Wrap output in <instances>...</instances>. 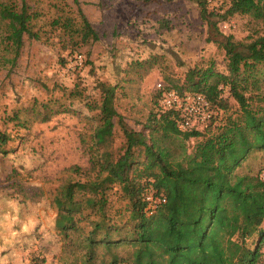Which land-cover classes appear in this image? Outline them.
<instances>
[{
	"label": "trees",
	"instance_id": "obj_1",
	"mask_svg": "<svg viewBox=\"0 0 264 264\" xmlns=\"http://www.w3.org/2000/svg\"><path fill=\"white\" fill-rule=\"evenodd\" d=\"M193 1L201 19L216 32L215 18L224 21L245 14L264 21V0H229L222 13L209 10L206 0ZM78 15V25L68 17L52 24L60 25L70 38L76 35L79 41L75 44L97 41L96 32L80 10ZM36 17L24 0L19 7L12 0L0 4L4 39L15 56L24 34L35 37L31 21ZM222 48L227 58L225 73L209 63L189 69L181 85L163 83L164 89L180 95L200 94L219 111V119L198 130L179 131L177 113L163 111L158 90L156 110L149 113L140 131L131 129L117 113L115 86H103L96 105L89 103L98 125L83 141L88 165L85 169L73 167L72 178L62 182L51 198L61 251L72 259L66 264L261 263L264 36L248 43L234 42L228 36ZM157 59L137 61L133 67L150 69ZM41 107L42 120L47 121L53 107L49 103ZM117 131L123 147L115 155L111 146ZM189 139H200L190 152L186 147ZM255 153L260 154L263 168L243 171ZM115 190L125 205L111 213ZM150 192L165 202L149 216L145 195ZM121 248H130L128 259L119 257Z\"/></svg>",
	"mask_w": 264,
	"mask_h": 264
},
{
	"label": "rangeland",
	"instance_id": "obj_2",
	"mask_svg": "<svg viewBox=\"0 0 264 264\" xmlns=\"http://www.w3.org/2000/svg\"><path fill=\"white\" fill-rule=\"evenodd\" d=\"M12 1L18 7L22 2ZM24 1L37 15L31 21L35 37L23 35L17 56L4 39L5 24L0 22V139H4L0 141V264H66L72 259L61 251L51 198L62 182L72 178L73 167L88 165L83 141L98 125L89 103L96 105L103 86H115L117 113L131 129L140 131L156 110L157 82L181 85L189 69L209 63L225 73V37L248 43L264 36V21L245 14L224 21L215 18L216 32L201 19L193 0ZM206 1L209 10L222 13L229 0ZM78 10L97 41L75 44L76 35L70 38L60 25L52 24L68 17L78 25ZM154 56L158 59L152 68L133 67ZM46 103L53 112L43 121L41 105ZM199 140L186 142L188 152ZM122 147L117 131L112 153H121ZM250 168L254 172L263 168L260 154H252L242 170ZM111 199V213L124 208L116 190ZM119 251V257L129 258L130 248Z\"/></svg>",
	"mask_w": 264,
	"mask_h": 264
},
{
	"label": "built area",
	"instance_id": "obj_3",
	"mask_svg": "<svg viewBox=\"0 0 264 264\" xmlns=\"http://www.w3.org/2000/svg\"><path fill=\"white\" fill-rule=\"evenodd\" d=\"M80 58V56L77 57L78 60ZM164 87L161 81L157 82L156 90L161 91V108L163 111L173 110L177 113L176 125L179 131L198 130L207 123L219 119V111L215 110L204 96L196 93L180 95ZM260 178L264 181V171L261 172ZM145 201L147 203L146 212L150 216L160 204L165 202V199L150 192L145 195Z\"/></svg>",
	"mask_w": 264,
	"mask_h": 264
}]
</instances>
